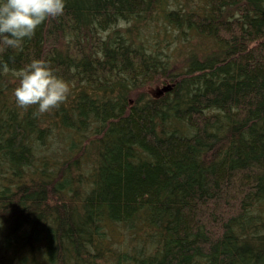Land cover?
Returning a JSON list of instances; mask_svg holds the SVG:
<instances>
[{"label":"trees","instance_id":"1","mask_svg":"<svg viewBox=\"0 0 264 264\" xmlns=\"http://www.w3.org/2000/svg\"><path fill=\"white\" fill-rule=\"evenodd\" d=\"M0 264H264V0H66L0 49Z\"/></svg>","mask_w":264,"mask_h":264},{"label":"clouds","instance_id":"2","mask_svg":"<svg viewBox=\"0 0 264 264\" xmlns=\"http://www.w3.org/2000/svg\"><path fill=\"white\" fill-rule=\"evenodd\" d=\"M65 4L66 0H0V49L22 48L24 39L31 38L46 18L64 13ZM18 75L13 95L22 107L36 105L38 112L44 113L67 97L68 82L54 73L46 59H31Z\"/></svg>","mask_w":264,"mask_h":264},{"label":"water","instance_id":"3","mask_svg":"<svg viewBox=\"0 0 264 264\" xmlns=\"http://www.w3.org/2000/svg\"><path fill=\"white\" fill-rule=\"evenodd\" d=\"M171 87L172 85L167 82L161 86L155 87L154 89H152V92L154 95L158 96V95H161L164 91L171 89Z\"/></svg>","mask_w":264,"mask_h":264},{"label":"rangeland","instance_id":"4","mask_svg":"<svg viewBox=\"0 0 264 264\" xmlns=\"http://www.w3.org/2000/svg\"><path fill=\"white\" fill-rule=\"evenodd\" d=\"M155 87H157V86H151L150 88H151V89H154Z\"/></svg>","mask_w":264,"mask_h":264}]
</instances>
